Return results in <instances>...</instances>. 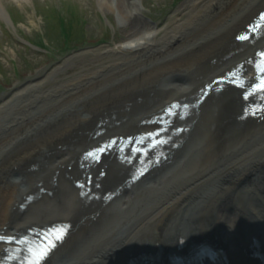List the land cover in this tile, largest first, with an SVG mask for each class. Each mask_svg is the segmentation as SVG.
Instances as JSON below:
<instances>
[{
    "label": "bare ground",
    "instance_id": "bare-ground-1",
    "mask_svg": "<svg viewBox=\"0 0 264 264\" xmlns=\"http://www.w3.org/2000/svg\"><path fill=\"white\" fill-rule=\"evenodd\" d=\"M118 2L119 0H100L101 4L112 10L119 8L117 5ZM130 3L132 11L140 10V6L136 0H130ZM187 8H189V5H186L183 11ZM262 9H264V0H200V4L196 8L198 16L194 15L192 17L191 15L190 18L186 19L179 16L180 13L178 11L174 19L163 28L159 29L150 24L144 28L137 26L136 31L138 33L140 32V34L133 33L123 41L106 49L110 54L115 55V57L117 56V58H112L110 62L100 66V68H108L115 61L127 60V51L131 52L142 48V53L146 57L149 55V51L157 47L161 48L162 53L150 62H152V65L153 63L160 62V66L154 67V69L137 76L138 78L121 79L123 81L118 86L101 91L96 95L94 94L100 88H98L95 82L90 84V86L80 87L78 89L70 88L71 91L67 95H64L65 98L70 101L83 99L85 101L80 110L66 114L60 119L47 120V117L33 116L36 112V109H33L31 115L34 119L27 120V114H24L22 122L16 125L7 124L6 127H9V132L19 134L15 136L0 135V156L6 152V156L0 162V233L14 234L20 230L26 231L27 228L33 225L43 227L55 221H71L74 225L71 236L53 254L46 264L63 262L64 257L69 253L76 256L77 264H127V261L133 254H136L145 244L147 246H154L158 243H164L167 240L168 243L162 245H170V243L173 244L174 241L178 240V237H181L183 232L180 231L181 228H176L177 221L181 220L180 216L183 217L186 214H190L195 217L193 219H196L201 215L197 216L200 212L199 210L190 211V208L187 209V204L192 203L193 206L199 202L201 200L199 192L197 191L199 186L207 179L218 175L221 177L218 182L220 192L210 203L208 202L207 206L211 207H205L201 217L196 219L199 221H192V229H194L195 236H206L208 234L221 236L222 241L229 247L228 251L231 254V258H233L231 260L232 263L241 264V260L239 259H242L244 255V246L248 244L247 237L255 232L259 234L260 231H264V209L261 210L255 203L257 195L261 197L264 203V155L256 153L245 163L239 164L235 161L229 163L225 168L220 167L216 170H213V166L206 169H200L199 166L194 167L191 171L198 170L200 172L199 176L192 180L181 175L182 177L180 176V178L186 179L185 182L181 185H177L174 182L173 185H177V187H174L172 191L170 190L169 194L164 193L161 196L160 202H158V205H160L157 209L146 215L141 222H139L141 216L138 219L137 214L143 208H131L129 220L133 229L127 234L121 235L117 240H108V242L100 241L99 236H105L104 230L111 225L110 223L117 222V218L122 219L126 214L114 215L109 218L103 216L107 205L111 204L104 199L105 195L108 191L117 190L121 185L125 184L132 176L133 168L122 164L112 156H108L105 157L103 163L83 169L80 166V158L83 152L88 150L89 147L97 146L99 141H103L107 137L123 134L129 135L153 128V126L139 125L136 131L132 130L127 133L120 128L116 131L107 129L108 131L105 135L95 137L99 128H106L107 125L112 126L115 122L125 117L128 118L127 109L135 106V103H137L136 98H150V95L144 96L143 89L155 83L161 72H194L198 68L196 66L201 62L210 61L211 63V60H218L217 63L213 62V68L195 82L182 81L167 85L169 89H173L175 92H170L161 104L147 113V115L140 117V120L152 117L160 109L174 100L189 101L194 98L193 93H199V90L209 81L232 69L240 62L254 56L258 49L264 47V34L254 43H240L236 38L239 35L238 33L245 29L249 22ZM120 12L124 14L122 10ZM207 12L210 13L211 17L213 15V32L207 33L205 37L195 38L193 35H190V28L195 24L196 17L199 20ZM148 26L151 27L148 28ZM159 31H163L165 34L162 37H158L160 36L158 35ZM193 38L194 40H192ZM204 41L205 43H203ZM172 45H175V47ZM182 52L184 53L178 55ZM135 56L132 55L131 57ZM144 60L146 63L147 59ZM250 66V63H248L247 67L251 70ZM95 70L90 71V73ZM100 73L102 74L103 72ZM48 76L49 74L47 77H40L39 75L35 80L18 88L15 93L13 91L7 94V97L13 94L22 95L39 88L43 82L45 83ZM84 76L86 74L81 75V78ZM74 80H68L64 84L66 87H72L74 86ZM55 92H57L56 88L47 90L44 88L37 91V94L31 97H36L38 100L43 96ZM243 92L240 89L228 88L222 93L220 98H216V95H213V104L210 99L204 107L200 108L199 112L196 110L197 115L185 121L193 122V120L200 116V112L201 114L204 113L202 115L201 125L207 129L205 139L210 142L209 151H207L209 154L207 163L211 162L213 157H218V155L226 150L227 145L223 144L224 140L231 138L235 134L241 136L243 133H245L243 138H247L257 133L264 126V120L241 119L246 106V102L242 98ZM90 95L94 96L88 99ZM28 102L29 99L23 101L22 105L27 108L30 103L35 101ZM212 106L213 116L205 113ZM1 109H4V107ZM19 119L21 118H17L15 121ZM44 122L45 126L42 127ZM100 122H105V125L99 126ZM181 122L183 121H178V124L181 125ZM203 131L205 132V130ZM90 136L92 137L88 139ZM81 137L86 141L78 144L77 141ZM203 138L199 135L198 140H202ZM18 141H20L19 144L15 146ZM77 144L80 146L74 152H71V147ZM215 146H220L217 152L213 150ZM239 146L240 143L235 146V149ZM44 151L48 152L56 160L53 167L55 171L61 169L60 166L62 164L67 166L64 170L72 176L71 181L73 183L83 179L84 173H93L96 184H101V187H95L93 192L100 194V198L89 201L88 198L81 197L80 203L74 205L75 212L59 213L56 215L59 217H52L42 223L32 221L27 223L29 222L28 220L35 218V214H33L27 220H23L20 223L16 221L14 224H11L9 222L10 213L14 205L22 204L26 200L25 197L27 195L39 192L41 187L53 189L52 184L49 186L44 183L40 184L43 181L40 178L35 188L27 186L28 188L25 190H22V188L19 190V186L25 181V178L19 174V171L25 167L41 166L42 159L40 157ZM254 152V150L250 152L245 151V157L252 155ZM70 164L74 165L73 169L68 167ZM102 168H106L108 173L107 176L99 178ZM254 174L261 175L262 177L263 182L258 179L253 180L256 185H259L258 187H237V185H233V183L251 178ZM74 187L75 192L79 194L81 189L76 187V185ZM244 189H247L249 193L247 191L244 192ZM175 192H178L180 195L175 194ZM128 196L130 194L119 198L120 200L118 199L112 202L113 204L111 205L116 207L118 202L122 200L123 204L126 205ZM73 197H76V195ZM156 199L157 197L153 198L152 203ZM152 207L153 205L149 203L143 213L150 211ZM211 213H213V216ZM210 214L212 218L207 221ZM132 215L134 219L131 218ZM87 223H91L89 227ZM138 224L137 230L134 231V227ZM149 225L151 226V231H149ZM143 227L144 232L141 233L140 231ZM211 230H214V232H211ZM91 231H93L91 235L92 239L90 237L81 246L79 244L80 240L85 238V233L88 235V232ZM260 235L264 238V234ZM3 247L4 244H0V252ZM72 258L70 260H73Z\"/></svg>",
    "mask_w": 264,
    "mask_h": 264
},
{
    "label": "rangeland",
    "instance_id": "rangeland-1",
    "mask_svg": "<svg viewBox=\"0 0 264 264\" xmlns=\"http://www.w3.org/2000/svg\"><path fill=\"white\" fill-rule=\"evenodd\" d=\"M136 1L140 6V10L134 12L131 10L130 0H119L117 3L119 8L113 10L106 8L100 3V0H0V83L7 87L4 88L5 90L0 91V135H18L19 133L13 134V132H9V127H6V125H16L22 122L24 114H27V120L34 119L31 115L33 109H36L33 116L38 115L44 118L47 117V120H57L66 114L80 110L83 107L85 99L70 101L64 97V95H67L68 92L71 91L70 88L78 89L80 87L90 86V84L95 82L98 88H100V90L94 94L96 95L101 91L118 86L120 82L125 79L136 78L150 71L151 68L154 69L155 66H160V62H157L156 65L154 63L152 65V62H150L152 59H156V57L161 55L162 52L160 47L149 51V55L146 57H144L142 53L143 49L140 48L135 51V57L130 58L127 56L129 63L125 65L121 64V66L118 67L119 63L115 61V69L108 68L106 70V68L103 69L100 68V66L110 62L112 58H117V56L115 57V55L107 53L108 51L103 53L101 49H95L97 47H92L95 49L93 50L89 46L107 47L114 45V42L119 43L127 36L138 33L136 31L137 26L144 28L146 25L150 24L154 26L153 23H156L158 25L157 28H163L174 19L178 11L180 13L179 16L186 19L190 18L191 15L192 17H194V15L198 16L196 8L200 4V0ZM186 5H189V8L183 11ZM9 9L18 12L16 18L17 26L13 25L12 20L9 21L12 26L10 27L13 29L12 33L7 30L8 23L5 22L6 20H10ZM121 10L124 14H121ZM118 17L122 18V20L124 19L121 24L118 23ZM62 18H64V21L67 23L66 26L68 30L72 32L71 37L73 42H76V46H56L61 45L64 40L60 34L59 25V21ZM196 19L195 24L190 28V35L199 38L205 37L207 33L213 32V15L211 17L210 13L207 12L204 13L199 20L198 17H196ZM151 26H148V28ZM41 28L47 31L49 37L50 42L46 41V45H43L46 48L39 49L27 45L23 38L37 41L41 40L40 33H43ZM138 34H140V32ZM164 34L163 31H159L158 35L160 36L158 37H162ZM153 35L155 36L154 33ZM19 36L23 37L22 40ZM83 38H86L88 41L83 42ZM192 40H194V38ZM203 43H205V41ZM172 46L175 47V45ZM133 51L130 53L131 56L134 53ZM183 53L184 52L178 55ZM144 59H147V64ZM196 67L198 68L194 72H161L155 83L143 89L145 96L150 95V98H148L149 100H156L158 98L156 101L160 102V100L169 94L167 90V85L169 83H179L182 81L195 82L213 68L210 61H203ZM92 70L95 71L90 73ZM100 72L103 73L101 74ZM49 73L50 75L46 78L45 83L43 82L39 88L22 95L13 94L8 97L6 96L7 94L3 95V92L13 89L15 84L24 82L35 76H46ZM83 74H86V76L81 78ZM73 79H75L73 81L74 86L66 87L64 83ZM44 88L45 90L56 88L57 92L43 96L38 100L36 97H31L32 95H36L37 91ZM94 95H90L88 99L92 98ZM28 99V103L35 102L30 103L28 107L25 108L22 104L23 101ZM137 102H139L137 107L127 109L129 117L126 121H122V123L119 124L120 128L126 130L136 125L137 121H139L138 118L141 117V114L147 109V104L142 102V99H137ZM2 107H4V109H1ZM212 113L211 116H213ZM17 118L21 119L15 121ZM43 126H45V122L42 124V127ZM244 141V150H254L264 155V126L261 127L257 133L250 135V137ZM19 142L20 141H18L15 146L19 144ZM81 142L84 141L81 140ZM5 156L6 152L4 155L0 156V162L3 161ZM51 156L52 155H49L48 152H42L40 157L42 159L41 166L25 167L23 168V173L25 174V184L33 188L40 178L43 179L46 185L55 183L56 188L54 189V193H42L37 200L30 203L28 208L23 211L19 210L18 205L13 206L9 221L11 224L22 219H29L33 214H35L33 220L45 222L50 217L56 216L59 213L75 212L74 205L79 204L80 200L77 199V196L73 197L76 195V192L70 182L69 175L64 170L65 167L59 169L58 172L55 171L53 167L56 160ZM193 167L194 166L191 168ZM191 172L192 171H187V174ZM56 174L57 176H55ZM169 177V173L164 172L155 178L158 182V186L162 187H156L151 184V182L155 180L148 179L145 183L133 188L129 191L130 196L127 198L128 204L125 208L121 201L118 202L116 207L108 205L103 216H107L108 218L121 214H126V216L122 219L117 218V222L110 223L111 225L104 230L105 236H99L100 241L108 242V240H117L121 235H125L133 229L129 220L131 208H143L137 214L138 219L141 216L139 222H141L146 215L155 211L160 205H158V202H160L161 196L164 193L169 194L170 190L172 191L174 188L164 187L166 184L163 185L165 180H170ZM219 192L220 190L218 187H213V193L209 197L206 196L201 206H207V202H209L212 197L214 198ZM247 193L249 192L247 191ZM175 194L179 193L175 192ZM156 197V201L152 203L153 198ZM247 197L249 196L247 195ZM149 203L153 205L152 209L143 213ZM131 218L134 219L133 215ZM87 226L89 227L90 224H87ZM137 227L138 225L134 227V230L137 229ZM90 237L91 236L88 235V237L82 238L79 244L83 246ZM71 257H73V260H70ZM76 260V256L70 254L65 257L63 262L58 264H77Z\"/></svg>",
    "mask_w": 264,
    "mask_h": 264
},
{
    "label": "snow or ice",
    "instance_id": "snow-or-ice-1",
    "mask_svg": "<svg viewBox=\"0 0 264 264\" xmlns=\"http://www.w3.org/2000/svg\"><path fill=\"white\" fill-rule=\"evenodd\" d=\"M262 56H264V53L261 54ZM261 71H264V68L261 69ZM264 86V85H262ZM66 232V229H61L60 233L57 235V239H62L63 238V234ZM0 239H5V237H0ZM6 239L12 240L14 239L13 237H7ZM54 247V243L51 245ZM42 250L39 252V255L37 256L36 261L34 262V264H39L40 260H42L44 257L47 256V254L50 252L51 247L49 246H41Z\"/></svg>",
    "mask_w": 264,
    "mask_h": 264
},
{
    "label": "trees",
    "instance_id": "trees-1",
    "mask_svg": "<svg viewBox=\"0 0 264 264\" xmlns=\"http://www.w3.org/2000/svg\"><path fill=\"white\" fill-rule=\"evenodd\" d=\"M71 34H72V32H70V36H69V37H70V39H72V37H71ZM72 40H73V39H72Z\"/></svg>",
    "mask_w": 264,
    "mask_h": 264
}]
</instances>
